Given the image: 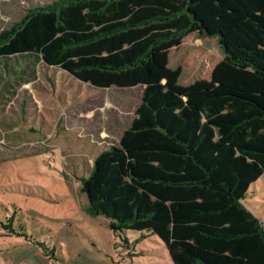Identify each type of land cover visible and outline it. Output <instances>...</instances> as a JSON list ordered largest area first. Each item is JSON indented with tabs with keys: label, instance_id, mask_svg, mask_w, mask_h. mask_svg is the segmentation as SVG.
Instances as JSON below:
<instances>
[{
	"label": "trees",
	"instance_id": "trees-1",
	"mask_svg": "<svg viewBox=\"0 0 264 264\" xmlns=\"http://www.w3.org/2000/svg\"><path fill=\"white\" fill-rule=\"evenodd\" d=\"M193 31L216 37L232 65L200 104L151 80L155 50ZM41 62L99 88L144 86L119 143L82 178L90 215L116 234H156L173 264H264V223L243 202L264 174V0L31 7L0 31V102ZM13 223L3 228L14 233Z\"/></svg>",
	"mask_w": 264,
	"mask_h": 264
},
{
	"label": "rangeland",
	"instance_id": "rangeland-1",
	"mask_svg": "<svg viewBox=\"0 0 264 264\" xmlns=\"http://www.w3.org/2000/svg\"><path fill=\"white\" fill-rule=\"evenodd\" d=\"M50 1L0 0V31ZM231 66L216 37L193 31L155 50L151 80L200 104L199 92ZM36 69L0 102V264H173L156 234H116L108 217L90 215L82 190L95 159L130 125L144 86L99 88L43 62ZM243 202L264 223V174ZM9 217L14 233L3 228Z\"/></svg>",
	"mask_w": 264,
	"mask_h": 264
}]
</instances>
